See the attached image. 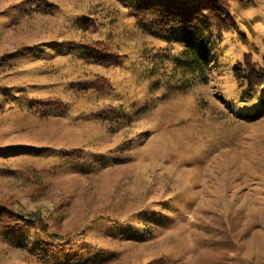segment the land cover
Wrapping results in <instances>:
<instances>
[{"label": "rangeland", "instance_id": "rangeland-1", "mask_svg": "<svg viewBox=\"0 0 264 264\" xmlns=\"http://www.w3.org/2000/svg\"><path fill=\"white\" fill-rule=\"evenodd\" d=\"M30 1L0 0V202L38 234L0 235V264H264V77L244 100L236 72H264V0L205 23L208 83L181 93L140 13L198 0ZM97 39L120 66L81 47Z\"/></svg>", "mask_w": 264, "mask_h": 264}, {"label": "trees", "instance_id": "trees-1", "mask_svg": "<svg viewBox=\"0 0 264 264\" xmlns=\"http://www.w3.org/2000/svg\"><path fill=\"white\" fill-rule=\"evenodd\" d=\"M28 5L32 9L40 6L51 10L56 8L48 0H31ZM228 5L229 0H198L196 6L192 9L174 10L152 5L140 13L142 19L151 22L150 26L153 33H155L154 35L163 41V44L168 45L171 52L177 53V56L174 57L175 61L171 76H167L168 83L174 87L171 90L172 92H186L198 84L208 83L211 38L206 36L204 25L205 23L212 25L219 34L220 32L231 31V27H235L236 22ZM202 17L204 18L203 22L200 20ZM88 24L93 25V22L89 21ZM81 47L86 51L95 50L98 56L95 60L106 67L120 66L124 57L113 52L109 45L101 39L89 44L82 43ZM249 57V55L246 56L244 68L239 67L236 69L237 76L241 80H243L241 72L243 70L246 72L245 79L248 81V86L242 96L244 100L255 94L264 77V72L256 69L251 64ZM95 85L96 88L112 87L110 80L102 76L97 77ZM57 106L58 109H63L64 112L67 111L68 107L66 105L58 103ZM262 106H264V101ZM255 119L253 116L248 118L250 121ZM71 155L72 159L82 160L83 158L80 150L72 152ZM37 228L30 220L24 219L18 212L13 211L9 204L0 202V235L8 239L9 242H21L29 236L31 230L37 236L38 233L35 232ZM36 241H38L37 238ZM163 261L165 260L161 259L157 262L162 264ZM157 262L156 264H158ZM80 263V261H77L75 264Z\"/></svg>", "mask_w": 264, "mask_h": 264}, {"label": "bare ground", "instance_id": "bare-ground-1", "mask_svg": "<svg viewBox=\"0 0 264 264\" xmlns=\"http://www.w3.org/2000/svg\"><path fill=\"white\" fill-rule=\"evenodd\" d=\"M231 88V87H230ZM234 101V100H233Z\"/></svg>", "mask_w": 264, "mask_h": 264}]
</instances>
